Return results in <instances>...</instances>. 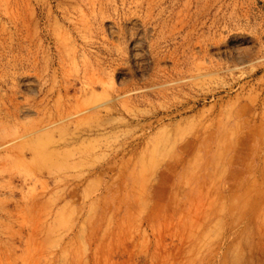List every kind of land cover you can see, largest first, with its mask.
Wrapping results in <instances>:
<instances>
[{
  "label": "rangeland",
  "instance_id": "374dc122",
  "mask_svg": "<svg viewBox=\"0 0 264 264\" xmlns=\"http://www.w3.org/2000/svg\"><path fill=\"white\" fill-rule=\"evenodd\" d=\"M0 264H264V0H0Z\"/></svg>",
  "mask_w": 264,
  "mask_h": 264
}]
</instances>
